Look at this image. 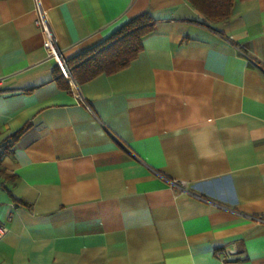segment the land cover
Returning <instances> with one entry per match:
<instances>
[{
  "label": "crops",
  "instance_id": "obj_1",
  "mask_svg": "<svg viewBox=\"0 0 264 264\" xmlns=\"http://www.w3.org/2000/svg\"><path fill=\"white\" fill-rule=\"evenodd\" d=\"M144 12L127 67L58 85L41 15L70 58ZM202 19L186 0H0V264H264V0Z\"/></svg>",
  "mask_w": 264,
  "mask_h": 264
},
{
  "label": "trees",
  "instance_id": "obj_2",
  "mask_svg": "<svg viewBox=\"0 0 264 264\" xmlns=\"http://www.w3.org/2000/svg\"><path fill=\"white\" fill-rule=\"evenodd\" d=\"M186 1L202 16L203 19L197 23L206 27H212V24L225 20L230 15L234 2V0ZM153 28V17L144 12L123 22L102 42L67 58L75 81L81 84L99 74H112L127 67L140 52L142 38ZM56 70L58 85L68 88V84L61 80L63 77L57 67ZM24 129L23 127L12 134L11 140L19 137Z\"/></svg>",
  "mask_w": 264,
  "mask_h": 264
},
{
  "label": "built area",
  "instance_id": "obj_3",
  "mask_svg": "<svg viewBox=\"0 0 264 264\" xmlns=\"http://www.w3.org/2000/svg\"><path fill=\"white\" fill-rule=\"evenodd\" d=\"M37 25L41 28L42 32V44L47 52L49 59L55 62L60 74L71 84H75V79L73 77L72 71L68 65L67 58L63 54L62 48L58 45L57 39L52 32L48 21L41 15L36 21ZM170 186L177 188L179 191H187V182L184 180H170ZM7 231V227L0 223V238Z\"/></svg>",
  "mask_w": 264,
  "mask_h": 264
}]
</instances>
